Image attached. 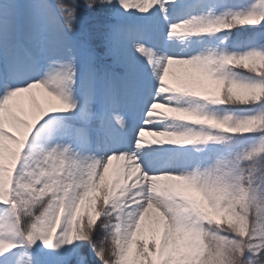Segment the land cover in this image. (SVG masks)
Segmentation results:
<instances>
[{"label":"snow or ice","instance_id":"6c2138e0","mask_svg":"<svg viewBox=\"0 0 264 264\" xmlns=\"http://www.w3.org/2000/svg\"><path fill=\"white\" fill-rule=\"evenodd\" d=\"M0 264H264V0H0Z\"/></svg>","mask_w":264,"mask_h":264},{"label":"bare ground","instance_id":"6f19581e","mask_svg":"<svg viewBox=\"0 0 264 264\" xmlns=\"http://www.w3.org/2000/svg\"><path fill=\"white\" fill-rule=\"evenodd\" d=\"M146 138L150 140L152 137H146Z\"/></svg>","mask_w":264,"mask_h":264}]
</instances>
